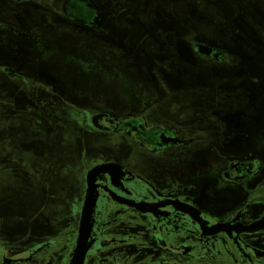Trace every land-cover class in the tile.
<instances>
[{"label": "flooded vegetation", "instance_id": "flooded-vegetation-1", "mask_svg": "<svg viewBox=\"0 0 264 264\" xmlns=\"http://www.w3.org/2000/svg\"><path fill=\"white\" fill-rule=\"evenodd\" d=\"M210 1L194 0L197 15L170 1L164 16L137 0H0V75L19 91L36 86L44 102V90L69 84L15 59L68 53L73 39L98 48L69 63L125 95L84 106L90 145L61 194L66 210L55 217L47 198L44 227H0V264H71L99 166L84 264H264V24ZM192 17L209 24L192 32Z\"/></svg>", "mask_w": 264, "mask_h": 264}, {"label": "rangeland", "instance_id": "rangeland-1", "mask_svg": "<svg viewBox=\"0 0 264 264\" xmlns=\"http://www.w3.org/2000/svg\"><path fill=\"white\" fill-rule=\"evenodd\" d=\"M137 1L146 3L145 6H154L164 16L168 13L167 2L170 1L177 2L179 10L185 1L194 7V0ZM219 6L220 10L223 7L226 18L235 9L256 24H264V0H223ZM198 8L201 10L202 7L198 5ZM196 9L194 7L193 15L198 14ZM45 14L44 11V17ZM37 16L42 17L40 13ZM202 22L192 17L189 22L190 31L195 32L199 26L206 28L209 24ZM211 25L216 33L219 30L222 33V24L214 22ZM224 32H227L226 26ZM68 41L71 42L65 48L68 53L62 52L59 46L56 52L44 54L41 58L20 53L15 59L27 72L37 70L42 65L44 69L56 70L72 82L65 87L55 86L54 90L44 88L49 91L44 90V102L40 100L42 95L36 86H29L25 93L19 91L14 80L4 74L0 75V227L4 226L7 231L26 232L44 227V200L47 198V207L55 217H58L57 211L66 210L61 194L73 190L77 151L82 145H90L84 136L85 119L80 113L89 117L84 106L92 104V101H120L125 96L118 87L100 78L88 80L85 77L88 74L81 75L80 69L69 63L68 56L72 59L87 57L88 52L95 50L93 42ZM1 48L2 60L9 53L6 46ZM98 50L106 51L103 48ZM53 98H61L65 102L60 106L50 105ZM34 106H38V109L35 110ZM86 119L88 121L90 118ZM46 183L54 186L51 199L44 191Z\"/></svg>", "mask_w": 264, "mask_h": 264}, {"label": "water", "instance_id": "water-1", "mask_svg": "<svg viewBox=\"0 0 264 264\" xmlns=\"http://www.w3.org/2000/svg\"><path fill=\"white\" fill-rule=\"evenodd\" d=\"M100 169L99 167L94 168L89 173V188L85 205L83 209V216L81 221L80 238L75 255L72 259L71 264H84L85 255L90 245V231L93 225V214L97 205L98 191L94 183L95 174Z\"/></svg>", "mask_w": 264, "mask_h": 264}]
</instances>
